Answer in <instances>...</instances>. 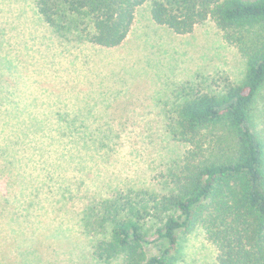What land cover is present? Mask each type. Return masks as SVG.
<instances>
[{
    "label": "rangeland",
    "instance_id": "374dc122",
    "mask_svg": "<svg viewBox=\"0 0 264 264\" xmlns=\"http://www.w3.org/2000/svg\"><path fill=\"white\" fill-rule=\"evenodd\" d=\"M148 4L103 48L55 34L34 0H0V264H102L91 246L109 235L86 236L83 210L117 190H165L186 150L166 131L173 110L242 81L245 62L212 21L176 35ZM181 240L175 264H216L202 229Z\"/></svg>",
    "mask_w": 264,
    "mask_h": 264
},
{
    "label": "trees",
    "instance_id": "16d2710c",
    "mask_svg": "<svg viewBox=\"0 0 264 264\" xmlns=\"http://www.w3.org/2000/svg\"><path fill=\"white\" fill-rule=\"evenodd\" d=\"M145 3L151 20L176 35L212 21L244 60V77L173 110L166 131L186 150L167 168L165 190H117L88 204L83 233L109 235L90 254L102 264H175L181 238L200 228L216 264H264V0H34L55 34L77 32L103 48L123 43ZM59 184L68 200L71 184Z\"/></svg>",
    "mask_w": 264,
    "mask_h": 264
}]
</instances>
